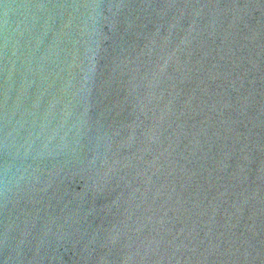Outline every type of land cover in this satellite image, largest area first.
<instances>
[{"label": "water", "instance_id": "1", "mask_svg": "<svg viewBox=\"0 0 264 264\" xmlns=\"http://www.w3.org/2000/svg\"><path fill=\"white\" fill-rule=\"evenodd\" d=\"M0 264H264V0H0Z\"/></svg>", "mask_w": 264, "mask_h": 264}]
</instances>
